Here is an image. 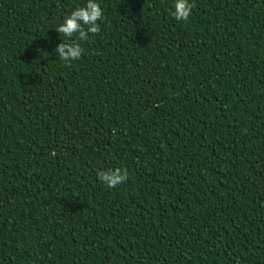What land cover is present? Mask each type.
<instances>
[{"label": "trees", "instance_id": "trees-1", "mask_svg": "<svg viewBox=\"0 0 264 264\" xmlns=\"http://www.w3.org/2000/svg\"><path fill=\"white\" fill-rule=\"evenodd\" d=\"M86 2L0 0V264H264V0Z\"/></svg>", "mask_w": 264, "mask_h": 264}, {"label": "clouds", "instance_id": "clouds-1", "mask_svg": "<svg viewBox=\"0 0 264 264\" xmlns=\"http://www.w3.org/2000/svg\"><path fill=\"white\" fill-rule=\"evenodd\" d=\"M195 7L194 3L189 0H174V10L172 16L177 21H187ZM104 16L100 5L96 0H87L85 6L76 7L63 22L59 24L55 31L69 38L71 42H61L55 52L62 61L70 64L71 61L79 60L84 49L78 41H86L89 34L96 35L101 29L98 21ZM76 36V39H71ZM129 173L127 168H115L107 171H98V179L109 188H115L128 179Z\"/></svg>", "mask_w": 264, "mask_h": 264}]
</instances>
